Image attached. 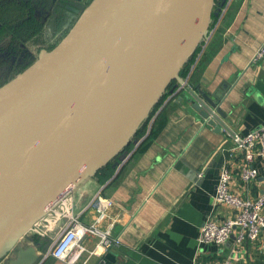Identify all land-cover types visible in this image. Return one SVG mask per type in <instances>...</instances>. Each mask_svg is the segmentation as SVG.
Listing matches in <instances>:
<instances>
[{"label":"water","instance_id":"water-1","mask_svg":"<svg viewBox=\"0 0 264 264\" xmlns=\"http://www.w3.org/2000/svg\"><path fill=\"white\" fill-rule=\"evenodd\" d=\"M53 1L78 18L0 86V261L7 264L37 263L41 242L26 244L32 227L125 151L167 90L184 81L180 71L228 0L220 8L216 0H91L81 9ZM201 93L205 101L194 107L220 130V98Z\"/></svg>","mask_w":264,"mask_h":264},{"label":"crops","instance_id":"crops-1","mask_svg":"<svg viewBox=\"0 0 264 264\" xmlns=\"http://www.w3.org/2000/svg\"><path fill=\"white\" fill-rule=\"evenodd\" d=\"M42 3L38 1L43 9ZM263 44L264 0H228L186 75L194 90L167 96L159 107L157 134L143 151L150 131L133 138L132 147L112 160L115 170L107 180L101 181V168L75 188L76 213L87 224L96 218L89 207L94 196L103 191L113 198L110 217L100 225L114 222L111 237L119 242L60 259L51 254L50 237L36 240L29 233L27 245L41 242L36 264H213L229 254L234 236L223 245H201L199 235L227 159L230 137L224 127L247 132L264 124V54L256 57ZM201 91L220 98L224 115L215 112L220 130L193 105L205 101ZM229 213L224 208L223 216ZM98 240L87 235L84 242L92 249ZM240 264H264V237L247 245Z\"/></svg>","mask_w":264,"mask_h":264},{"label":"built area","instance_id":"built-area-1","mask_svg":"<svg viewBox=\"0 0 264 264\" xmlns=\"http://www.w3.org/2000/svg\"><path fill=\"white\" fill-rule=\"evenodd\" d=\"M263 54L264 44L256 57ZM182 89L194 90L188 77H184L176 91ZM175 92L171 93L172 97L176 96ZM159 111L160 108L149 121L146 133L150 131ZM224 131L230 137V144L226 148L227 159L222 165L213 194L212 209L201 226L199 243L223 245L234 236L231 252L216 259L213 264H240L244 260L247 245L264 237V124L247 132L229 126L224 127ZM257 182L263 186L261 192L258 191L260 187ZM113 205V198L103 191L98 192L89 204L95 209L96 218L87 224L76 213L77 204L73 191H70L59 199L55 213L47 214L37 221L30 233L48 237L55 231L57 221L61 220L56 236L52 239L51 250V254L60 259L75 251L89 250L95 253L100 249H108L119 242L111 237L114 222L105 227L100 224L110 217ZM224 208L230 210L226 216H223ZM87 235L99 236L92 249L84 242Z\"/></svg>","mask_w":264,"mask_h":264},{"label":"rangeland","instance_id":"rangeland-1","mask_svg":"<svg viewBox=\"0 0 264 264\" xmlns=\"http://www.w3.org/2000/svg\"><path fill=\"white\" fill-rule=\"evenodd\" d=\"M3 10L8 12L9 16H7L10 19H3L0 17V86L30 66L43 51L46 52L55 47L63 37V34H59L60 36L51 41L52 39L49 35L48 41H46L47 44L42 43L43 37L45 38L43 35H47L49 31V29L45 31L44 29L47 24L50 25L54 23L53 21H40L42 23L41 26H39L37 22H35V25H18L19 21L15 17L18 15L19 11H15V8L11 10H8L6 7L4 9L0 8V11ZM44 13L43 16L45 17L48 13L46 14V11ZM13 16L15 17L12 18ZM36 18L40 20L39 17ZM77 18L78 16L76 15L70 26L73 25ZM49 33H53V29H50ZM21 45L26 49L25 52L22 50ZM31 50H33L35 54H30Z\"/></svg>","mask_w":264,"mask_h":264},{"label":"trees","instance_id":"trees-1","mask_svg":"<svg viewBox=\"0 0 264 264\" xmlns=\"http://www.w3.org/2000/svg\"><path fill=\"white\" fill-rule=\"evenodd\" d=\"M29 2L26 1V0H0V8H8V10H11L13 8H15L16 10L15 11H19L18 15L15 17L13 16L12 18H17V20L19 21L18 25H23V24H31V25H35L37 22L39 26L42 25V23L40 22L39 19H37L33 14H32V10L30 9L29 7ZM5 6V7H4ZM217 6H222V0H216V7ZM223 7V6H222ZM8 12L5 10L3 11H0V17H2L3 19L7 18V19H10L8 16ZM33 15V16H32ZM11 17V16H10ZM218 17V15H215L213 14V18L214 20H216ZM61 26H62V23L59 22V24L57 25V28L58 29H61ZM41 28V27H40ZM70 26L67 27L64 31H63V36L68 32ZM199 50V47L198 49L194 52V54L189 58L188 62L185 64V66L182 68V70L180 71V74L183 76V77H186V75L188 74L189 70H190V66L193 62V60L195 59V56H196V53L198 52ZM173 85V83H172ZM172 85L170 86V88L172 87ZM172 92L171 91H167L164 96L161 98L160 102L156 105V107L153 109L151 115L149 116V118L144 122V124L138 129L136 135L134 138H138L140 137L141 135H144L148 129V123L149 121L151 120L152 116L157 112V110L159 109L160 105L163 103V101L167 98V96L169 94H171ZM161 115H162V111L160 110L154 121H153V124L151 125V129H150V132L149 134L147 135V137L143 140L142 142V146L141 148L139 149V151H143L144 148L147 146L148 142L150 139H152L156 134H157V126H158V122L161 118ZM133 145V142H131L127 148H131ZM114 170H115V167L113 166V161H110L106 166H104L98 173V175L100 176L101 178V181H105L107 180L113 173H114ZM36 240H39V236H35ZM49 241H47L48 243Z\"/></svg>","mask_w":264,"mask_h":264},{"label":"flooded vegetation","instance_id":"flooded-vegetation-1","mask_svg":"<svg viewBox=\"0 0 264 264\" xmlns=\"http://www.w3.org/2000/svg\"><path fill=\"white\" fill-rule=\"evenodd\" d=\"M29 2V7L32 10V14L35 17H39L40 21H53L54 23L52 24H47L44 31L48 30L50 31V29H53V33H49L47 35H43L45 36V38L43 37V42L47 44L46 41H48V36L50 35L51 37V41L55 40L58 36L63 34V31L69 27L73 20L75 19V16L77 14H75L74 11H71L67 8H61L58 4L57 1H53V0H26ZM38 1H43V5L45 6L43 9L41 8V6L38 5ZM70 2V4L72 6H76V8L81 9V7L83 6V4L90 2V0H85L82 2H77V1H68V3ZM85 2V3H83ZM46 11V16H43V13ZM45 14V13H44ZM32 15V16H33ZM59 22L62 23L61 29L57 28V25L59 24ZM60 34V35H59ZM22 50L25 52V48L23 45H21ZM24 48V49H23ZM21 50V51H22ZM28 52V51H27ZM29 54V52H28ZM30 54H35V52L33 50L30 51ZM12 70V69H10Z\"/></svg>","mask_w":264,"mask_h":264}]
</instances>
